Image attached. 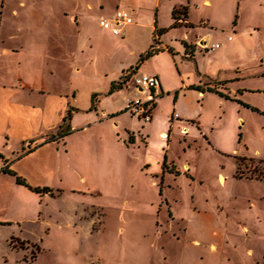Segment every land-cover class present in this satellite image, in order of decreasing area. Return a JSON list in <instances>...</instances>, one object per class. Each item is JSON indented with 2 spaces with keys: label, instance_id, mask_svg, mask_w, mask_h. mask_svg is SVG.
<instances>
[{
  "label": "rangeland",
  "instance_id": "rangeland-1",
  "mask_svg": "<svg viewBox=\"0 0 264 264\" xmlns=\"http://www.w3.org/2000/svg\"><path fill=\"white\" fill-rule=\"evenodd\" d=\"M210 1L0 0V152L17 159L34 146L22 139L55 134L69 111L72 130L11 164L54 196L0 177V264H264V115L216 97L203 119L213 129L191 131L190 139L186 131L170 133L167 165L178 174L165 171L162 182L140 170L143 155L128 146V130L148 122L125 109L128 97L147 96L133 69L150 44L157 48L152 19L168 28L174 3L190 7L194 26L166 29L164 42L206 34L211 45L237 28L257 31L263 61L250 60L242 71L248 85L264 89V76L253 77L264 71V0ZM117 9L132 11L122 35L99 26ZM119 71L127 80L108 94ZM249 99L264 111L263 93ZM160 101L150 113L171 109ZM95 103L96 111L86 110ZM240 157L243 178H236ZM213 242L217 255L208 251Z\"/></svg>",
  "mask_w": 264,
  "mask_h": 264
},
{
  "label": "crops",
  "instance_id": "crops-1",
  "mask_svg": "<svg viewBox=\"0 0 264 264\" xmlns=\"http://www.w3.org/2000/svg\"><path fill=\"white\" fill-rule=\"evenodd\" d=\"M203 4L211 6V1L203 0ZM182 6L186 5L181 3H174L170 8L171 14L173 9H180ZM186 7L187 16L184 19H181V16L179 22H181L182 24L178 27H171L173 18L172 23L168 26V28L159 27L157 25V21H154L152 19L154 25L152 23L151 27L154 29V32L155 27L156 29L165 30L169 28L191 29L194 26L193 23L189 21L191 10L189 6ZM130 13L132 17V11ZM185 24H188L189 26H186ZM233 33V35H228L227 39L221 40L219 43L220 46L217 49L208 51L203 49L200 46V43L207 47L215 44H208V40L210 39L209 35L204 34L198 37H194V39L192 40H189L188 38L180 39L179 43L175 44L177 43L175 42L177 40H174V42L171 40L168 43L164 42V33H162L161 35L156 37V47L160 48L161 51L149 57L148 59L137 62L135 64L137 69H133L134 73L141 72L142 74L155 75L158 77L160 85L158 90L155 91V95H157L158 97L157 105H160L161 99H168L171 102V109L166 112L157 111L153 108L151 119L148 122H145V124L141 126L140 130H138L137 128L128 130L129 137L131 135L133 141L129 142L128 146L132 149L135 148L136 150L141 151L143 155L138 164L140 170L146 171V173H149L153 177H159L162 173L161 165L164 153L167 156V162H172L167 155V148L170 133L174 129H179V133L186 131V135H189L187 136L189 137V139L191 138V134L189 133L191 131L197 135V129L199 128L204 129L210 127V129H213L215 123L205 125L203 119L206 116L207 109L209 108L210 104L215 103V99L217 100L216 97H218L219 99L217 102L219 105H223L221 101H226L230 104L236 105L237 108L240 107L244 110H251L237 102L241 101L264 113V111L261 110L263 109V107L249 99L251 95H259L261 93L264 94V89L256 85H248L245 81L247 80V77L243 74L242 71L249 64L250 60H254L255 62L259 61L260 63H262L263 61V59L261 58L263 52L259 51L255 43V37H257L258 33L254 29L245 31L238 28L235 29ZM183 42L186 43L188 48L183 45ZM148 45L149 41L146 46L148 47ZM163 56H165L167 59L165 66L156 65L150 70H144L142 68V65L144 63H147L149 61H157L158 57ZM121 73L122 72L119 71L116 77L110 78L108 80V88L105 91L110 88V84L112 81L119 79V77L122 75ZM256 76H264V71H259L253 74V77ZM192 86H201L204 88L206 86H216L217 90L229 95L231 99H225L215 92L197 90ZM97 107L98 103H95L92 107L89 104L86 110L91 111L93 108V110L96 111ZM75 108L80 109L78 107ZM121 108L122 107L114 109L113 111H107L106 116L111 117L119 114ZM237 118L239 120L243 119L240 113H238ZM61 123L62 120L58 123L57 130ZM68 125L71 126V122ZM2 128L3 129H1V133L5 136V120L3 122ZM165 134H167L168 136L166 137ZM25 140L31 141V143H34L33 145H36L43 142L45 140V137L38 139V137L30 136L22 139L21 143ZM186 143L189 145V140H187ZM214 144L217 149L224 150L222 142L214 141ZM40 147L36 148L34 151L26 155L34 153ZM24 156L9 161L8 158H5V154L0 152V167L2 166L3 161H5L6 159L7 162L10 163L9 168L12 169L11 164L13 163V161L18 160ZM12 170L15 171L14 169ZM5 175L8 174L0 172V177L5 178ZM218 178L220 182H224L225 177H223V175H219ZM4 222L5 221H0V223L2 224H4ZM214 245V242L209 244L208 251L210 255L218 254L217 247L215 245V249ZM199 255L201 258H203L202 253H200ZM262 258H264V254ZM256 259L257 262H260V258Z\"/></svg>",
  "mask_w": 264,
  "mask_h": 264
},
{
  "label": "trees",
  "instance_id": "trees-1",
  "mask_svg": "<svg viewBox=\"0 0 264 264\" xmlns=\"http://www.w3.org/2000/svg\"><path fill=\"white\" fill-rule=\"evenodd\" d=\"M187 7L186 6H182L180 9H173L172 11V18H173V23L171 25V27H178L180 26L182 23L179 22V19H184L187 15ZM186 26L188 24H185ZM189 26V25H188ZM165 32V29H156L155 27V32H154V36H153V42L155 41L156 37L161 35L162 33ZM183 45L188 48V46L186 45V43L183 42ZM159 51H161V49L159 48H155L153 43L150 45V47L143 53L140 55V58H139V61H144L145 59H148L149 57L157 54ZM127 80V76H120L118 80H115V81H112L111 84H110V88H109V91H108V94L114 92V91H118L122 88V83ZM194 89H197V90H201V91H211V92H215L216 94H218L219 96L225 98V99H231L229 97V95L223 93V92H220L219 90H217L216 86H213V87H209V86H206L205 88L204 87H201V86H192ZM239 104H241L242 106L246 107V108H249L255 112H259L260 114H263V112H260L258 109L254 108V107H251L250 105L246 104V103H243L241 101H237ZM70 119V111L66 114L65 117H63L62 119V123L59 125L58 127V130L55 134L53 135H50L48 136L43 142L39 143V144H36L32 147H28L26 149V151L24 152L23 155H20L19 157L21 156H24L32 151H34L36 148L46 144V143H49V142H57L58 139L70 134L72 132L71 128L69 127L67 123V121ZM129 140L132 141V137L130 135L129 137ZM246 157H240V158H237V167H236V171H235V177L236 178H243V176L241 174L238 173L239 171V165H240V162L245 160ZM9 162H7V160L5 159V161H3L2 163V166L0 167V172L2 173H5V174H8L12 177H14L15 179V182L19 185H22L24 187H26L28 190H30L31 192L33 193H36V194H47L49 196H54V191L49 188V187H38V186H32V185H29L25 179L23 177H21L20 175H18L15 171H13L12 169L9 168ZM168 162H167V158L166 156H164V159H163V162H162V165H161V168H162V174L160 175V182H162V177H163V174L165 171H168L170 173H174L175 175L178 174V172L176 170L173 171V168H172V165H171V168L168 169ZM2 224V223H0Z\"/></svg>",
  "mask_w": 264,
  "mask_h": 264
},
{
  "label": "built area",
  "instance_id": "built-area-1",
  "mask_svg": "<svg viewBox=\"0 0 264 264\" xmlns=\"http://www.w3.org/2000/svg\"><path fill=\"white\" fill-rule=\"evenodd\" d=\"M132 23L131 14L125 9H117L110 17H101L99 19V26L110 30L114 35H122L121 28ZM218 47L219 44L215 43L209 46L208 49L212 50ZM134 82L137 90L147 92V96L142 98L136 95L133 98H128L125 103V109L130 114L141 117L143 121H149L152 103L157 97L155 91L158 90L160 85L159 79L155 75L141 74L136 76Z\"/></svg>",
  "mask_w": 264,
  "mask_h": 264
}]
</instances>
